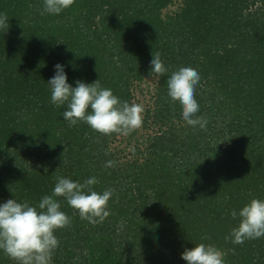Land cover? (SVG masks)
Wrapping results in <instances>:
<instances>
[{
    "label": "trees",
    "instance_id": "16d2710c",
    "mask_svg": "<svg viewBox=\"0 0 264 264\" xmlns=\"http://www.w3.org/2000/svg\"><path fill=\"white\" fill-rule=\"evenodd\" d=\"M42 8L43 0H0V202L36 204L59 176H95L94 190H113L110 215L96 223L57 197L71 222L56 230L51 264H187L182 251L198 243L215 245L225 264H264V237L226 239L239 222L231 211L264 198V0H74L59 15ZM153 54L169 71L198 70L204 128L180 118L168 71L150 73ZM57 63L73 85L98 79L122 102L142 104V126L127 135L70 126L66 105L51 103ZM0 264L16 261L0 250Z\"/></svg>",
    "mask_w": 264,
    "mask_h": 264
},
{
    "label": "clouds",
    "instance_id": "9594fccd",
    "mask_svg": "<svg viewBox=\"0 0 264 264\" xmlns=\"http://www.w3.org/2000/svg\"><path fill=\"white\" fill-rule=\"evenodd\" d=\"M73 3L74 0H43L41 15H59ZM6 21L7 16L0 13V26ZM166 71V93L170 100L179 104L180 118L190 126L204 128L207 121L197 115L200 106L195 92L201 80L198 70L180 64L169 71L160 56L153 54L150 73L163 74ZM47 82L51 103L57 107L66 105L63 119L70 126L84 122L104 135L114 132L127 135L142 126L143 105L122 102L98 79L91 83L78 79L73 85L69 82L66 65L57 63L54 75ZM114 163L110 160L106 167H112ZM97 182L95 176L86 178L83 183L59 176L52 193L42 196L36 204L18 200L15 196L0 202V250L16 264H51L52 253L60 243L56 230L71 222L57 197H64L67 205L79 212L81 219L90 223L103 221L110 215L108 202L113 190L108 188L98 192L93 188ZM10 191L13 192L11 187ZM231 216L239 219L226 237L233 244L264 237V198L250 199L238 211L233 209ZM181 258L187 264H225L222 252L213 244L198 243L191 248L185 247Z\"/></svg>",
    "mask_w": 264,
    "mask_h": 264
},
{
    "label": "rangeland",
    "instance_id": "374dc122",
    "mask_svg": "<svg viewBox=\"0 0 264 264\" xmlns=\"http://www.w3.org/2000/svg\"><path fill=\"white\" fill-rule=\"evenodd\" d=\"M153 81H154L153 78L148 79L147 81H145L144 83H142V84L140 85V87H141V88H145V87L148 86V85H152V84H153ZM152 86H153V85H152ZM140 87L137 88V90H136L138 94L142 93ZM138 97H140V98L142 99V95H138Z\"/></svg>",
    "mask_w": 264,
    "mask_h": 264
}]
</instances>
